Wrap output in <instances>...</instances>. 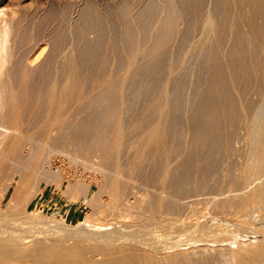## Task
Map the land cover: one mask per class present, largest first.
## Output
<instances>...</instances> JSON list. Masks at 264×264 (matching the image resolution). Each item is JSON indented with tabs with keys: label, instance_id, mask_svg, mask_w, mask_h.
I'll use <instances>...</instances> for the list:
<instances>
[{
	"label": "bare ground",
	"instance_id": "6f19581e",
	"mask_svg": "<svg viewBox=\"0 0 264 264\" xmlns=\"http://www.w3.org/2000/svg\"><path fill=\"white\" fill-rule=\"evenodd\" d=\"M153 1L155 4L159 0H157V1L153 0ZM153 1L152 2L150 0L147 1V4H146V6L144 5V8L147 7L149 9H153V7L156 6V5H153ZM165 1H166V3H164V4H166V6H167V7L165 5L163 6V9L166 7V9H164V11H165L164 15L165 16H163V20L161 19L162 18L161 16H160L161 18L159 17V19H161L160 22L162 21V23H160L158 20V22L161 25L156 20V18H157L156 16L160 15L158 8L161 5L158 3H160L161 0H160V2L157 3L160 6H156L157 7L156 10L159 12V14L157 13L158 15L154 16L155 17L154 19L159 24L158 25L159 28L157 27L156 29L151 30L152 27L150 28V25H148V23L151 24L150 23L151 21L148 23L145 22V24H147L149 26V30L146 27L147 25L144 24V22H143V25H145V27L142 24H140V26L141 25L143 26V27L141 26L142 29L139 27L140 33H141L140 35H142L141 38L143 37L142 38L143 40L142 39L141 40L143 42L140 40V43H139V41L136 40L137 37L139 36V34L137 35V37L135 39L134 35L136 34L138 29L134 30L133 27H135V26H133L132 24H131L132 27L128 26L129 25L128 22L132 21L133 19L129 20V21L124 20L125 23L127 22L126 25L128 26L127 27L128 31L127 30L125 31V32H127L125 34V37L129 35L128 38H134L139 43V44H137L136 41H135V43H133L132 42L133 39H128L126 37L128 39V40L126 39L128 42L131 41L133 43V44L131 43L130 46L128 47V49L125 50V48L128 46V44H127L128 42H127V43H125L127 46L126 47L124 46L125 48H123L125 51H127V50L129 51V49H131L130 51H132V52L127 51L128 55H130V53H131V55L128 57V59H126V57L123 56V58L126 59V60L123 59L124 61L128 60L127 63L125 62L126 65L124 64L125 68L127 66V71L125 72L123 69L124 73L123 72L122 73L124 75L119 76L117 74L118 77L115 78L116 76H114V72L117 71V69L114 72L112 71L113 74H111L110 70H113V69H112V67H110V65L112 64V62L109 60L111 62V64L106 66L104 64L106 61L102 62V58H101V60H100V58H98L100 60V62H102V64L100 62H98V59H97V63L95 61L96 64L99 63L102 65V66H100V68H99V65H97L99 68L98 72L95 73V72H93L94 71L93 70L90 73V74L93 73L92 75H90L89 72H87V74L90 75V76H88V78L91 79L90 81L92 82L93 86L89 85L90 81L89 82L87 81L88 83L87 82H85V83H87L90 87L92 86V90L89 89L91 91H89V90L83 91V89H82L83 86L86 89L87 84L85 86V84L82 85L80 83V82H82L81 81L82 79L81 78L79 79V71H80V68H83V67H80V66H82V65H80L81 60H78V58L81 57L82 54H83V56H85V54L88 55V53L90 51V53H91L90 57L93 58L92 60H94V59L96 60V58L99 57V55L103 54L104 50H103L102 44L104 43V41H103V43H101L100 40H104L105 38L99 39V35H98V38L96 40H98L100 43L96 42L97 45H94L95 43H93L92 41H89L88 44H87V42H86V44L84 42L83 45L85 44V47L89 46V48H90V42L93 43V44L91 43L92 44L91 47L92 46H95V47L92 50H91V48H90V50L88 49L89 50L88 53H87V50H83L78 55L74 54L72 52V50L74 49L73 51L78 53L79 50L77 49L78 48L77 45H76L77 48H75L74 47L75 44H73L72 47H74V48L69 50V48L72 45L71 44L70 47H68V51H64V53L60 52L62 54L60 55L61 57H60V59L58 58V60L61 62L60 63L58 62V65H55V66L51 65L52 67L50 68L49 66L44 67L45 63L43 65L42 64L40 65V62L37 63L36 59L38 58V56L35 57L34 54L36 53L35 51L38 48H40L41 44H40V46L37 45V48L34 49L35 51H33V52H32L33 48H31L32 50L29 49L30 44L32 45V43H28V41H30L33 38V36L32 37L27 36V35H29V33H26V32H28L29 30H26L25 28H23V25L21 23H18L19 20H17L18 24L15 23L17 25L14 24L15 26L13 25V27L10 25L12 28V32L10 30H9V32L6 31V33H5L6 35L1 33L4 31H1V30H3L2 29L3 25H2V23H0L2 25V27L0 26L1 27L0 28V177L3 175V172H4V179H5V181L2 184L0 183V264H264V243L256 245L254 247H251L248 245H245V246L242 245L240 250L229 247V248H226V249L220 250L219 252H214V253L207 252L205 250H201V251H199V253L196 252V253H198L199 257H196L192 253H186L184 251H179V250H181L180 245H189L191 242H193L189 237L190 234H195V233L198 234L199 232H201V233L205 232L206 235L211 234V232H213V234H214V232H215L214 229H212V228L209 229L214 224H212V225L207 224L209 221H212V220L207 219L208 221L205 222L203 220L206 217L205 218L203 217L204 218L203 219V218H201L202 215L200 217L197 216V218H195L193 222L192 221L190 222L189 220L181 221L185 226L180 227L178 229V231H172V232L169 231L168 232L166 229H158L161 226L160 224L163 221H167L168 224L171 226H174V224H176L177 222H180V218H175V217H170V216L172 214H174L175 212L178 214L177 211H179V208H184L186 205L189 204V203L187 204V203L183 202L184 201L183 198L189 197L190 194H192L191 193L192 191H194L196 193L198 191L200 192V189L202 190V188H204V190L207 189L208 177H211L209 175L211 173H213L212 172L213 170H215V172L219 173L218 169H215V168L216 167L218 168V163L222 161L221 158L223 156L222 155L223 150L228 152V155L226 153L225 154L229 157H230L229 153L230 154L234 153L233 155L236 156L235 154L239 152V149L236 148L237 146L234 147L233 142L236 141V138L234 141L232 139L234 138L235 132L239 129V128H237V130L235 131L236 126H237V122L240 121L239 122L240 126L243 123V122H241V120L244 121V126L243 127L241 126V127H242V129L244 128V130H246V134H244L245 135V139H244L245 151L243 154V158H241L239 156V158H241L240 164L238 163L239 169L236 167L237 170L236 169L234 170V165L232 166V164H234V161H233V163L230 161L232 164H230L229 160H227V163H225V158H227V157L223 156V158H224L223 161L225 164V165L223 164V166H225V167H222L223 168L222 169L223 170V176L221 179L217 178V179H219L220 184L217 183L218 186L216 185V187H215V183H216L215 181L217 179L214 181L215 182L214 184L212 182L213 187H215L217 189V191H219V193H217V191H216L217 195L213 196L211 198L209 197V199L208 198L206 199V197L202 198L201 203H204V201H207L208 203H210L209 201H211L213 203L214 207L216 208L215 212H217L219 210L218 208H220V207H224V208L225 207L226 208L232 207L233 208V213H232L233 215H234V213H237L239 211L245 212V215H252L254 211H257V210H260L261 208H264V0H230L231 2H229L228 0H217V4H216V1L214 0V2H215L214 4H216V6L214 5L215 6L214 10H212V8H211L207 14L205 12L206 16H204L205 18L201 17V18H203V20H202L200 26L197 24L200 27L199 28L197 26L199 29V30L197 29V31H200V32H199V35L197 34L198 35V38L196 37L197 40L194 41L193 44H191L193 46L190 48H192V50L193 49L197 50L199 52V55H202L201 57H203L204 51H206V52L209 51L207 59H209V56H210L214 60L210 64H207V63L211 58L208 61H205L206 59L203 60V61H205V63L207 62L206 63L207 65H209V66H207V68L209 67V70H203V71H206V72L210 71L211 72V74L208 73L209 76H208V80L206 81L207 82V89L206 90L203 89L201 91L202 93H200V95L201 94L202 95H201L200 100L198 99L199 101L198 102L196 101L197 104H195V102H193V103L190 102V103H192V105L195 104L197 106V107L195 106L197 108L196 112L195 113L193 112L195 115L192 114V117L193 116L195 117L194 119H192L193 122H195L197 119H199V120H197L198 124H196V125L194 124L195 130H193L192 133H190V132L193 128L192 127L193 123L192 124L189 123V126L192 127V128H190L189 135H191V139L193 140V141L191 140L192 143L195 144L194 148L191 146L192 144L190 145V147H192V148H190V147L189 148L191 149V152H192L191 155L193 153H195V156L194 155L189 156L190 155V149H188L189 150V152H188L189 154H187L188 157H187V155L183 154L181 160L178 159L179 161H176L177 156H179V154L177 156L175 155L176 156L175 161L178 162L175 165L173 164V163H175V161L172 163V161H173L172 159L175 157H173V155H174L173 154L172 158H171L172 148H171V141L170 140H174L172 147L175 148V146H174V145H176V144H174V143H176L175 141H177V140L179 141V138H178L179 136H177L178 135L177 133L180 132L178 129L175 130V128L180 123H182L181 122L182 120H184V118L182 119L181 117L184 116L185 112H183V115H181V116L177 112V114L180 116L181 121H179L180 123L176 125V123L178 122V120L175 121L176 119H178L177 116L175 114L174 115L176 118L175 117L171 118L170 116H171V113L173 116V109L176 111L175 108L177 106L181 105V103H183L181 101H183L184 99L183 100L181 99V101H178L180 98L177 100L178 97L176 94V96H174L175 97L174 100H177L179 102V105H178V102L175 103V105H177V106H175L173 104L174 106H172V112L170 111L171 110L170 107H171L172 103L169 102V100H170L169 98H170V96L173 97L172 95H174L176 93V89H177V88L176 89L173 88L174 87L173 85H175V83L173 82L174 79H173V81H172V79L170 80L171 82L174 83V84L172 83L173 87L171 86L174 89L173 90L171 88L173 90V91L172 90L171 91L173 93L175 91V93L173 94L172 92L171 93L169 92V89H170L169 86L171 84L169 83L170 84L169 85L167 83L168 78L166 80V83L163 80L165 84L163 83L164 86H162L163 81L160 82L159 80H162V79L158 76H157L158 78L156 77V75H155L156 70L154 73H151L152 75L154 74L155 77H152V75H150V73H149V75L151 76L150 78H152V80H153V78L159 79L158 81L162 84L161 85L162 88L160 90L159 87H156V90L158 92L157 95L154 96L155 90L154 91L152 90L151 92H154V93H152L151 96H148V97L150 98V97L154 96L153 101L156 100L155 97L156 98L159 97V99H157V100H160V97L161 96L162 97H161V101H159V103L157 101V104L154 107L148 106V108L153 107L152 109L145 108V109H148V110H145L148 112H146V113L142 112L144 115L148 113L147 116L149 115L150 112L152 114L151 119L148 118V120L150 122H147L148 121L147 118L145 120V118L142 117L144 119L143 121H146L148 123V126L146 129L141 130V128H142L141 126L143 123L142 124L138 123L139 119H138V121L134 120L135 117L133 118V116L136 114H134V115L132 114L133 116L130 115L134 120L133 123H132V118L130 120L131 121L130 124L132 126H130L128 121H127L128 122V125H127V123L125 122V120L123 118V115L126 114L127 110H129V109H127L128 106H126L123 103V99H125V97L128 96V95H126V93L129 94L130 92L134 91L133 93L129 94V95H131V97L132 96H135V97L138 96V98L140 97V99H141L145 96L144 99H146L147 95L141 94L143 89L145 87H147V88L149 87V89L151 90L150 87L152 85L159 86V83L157 84L156 83L157 81L155 82V79H154V84H153V82L147 83L146 81L147 80L149 81V79H147L148 73H147V75H145V73H146V71L147 72L152 71L151 69L154 68L153 67L154 65H155V68L156 69L158 68L159 70H160V68L164 67L163 62H165L166 59L171 58L172 52H170L171 54L168 53L169 54L168 57L170 56L169 58L166 57V55H164L165 57H162L161 52L165 50L164 52L167 53V50L170 51L172 49L171 44H170V46H168V47H171L170 50L168 49V47L166 45H169L168 44L169 41L172 40L173 37L175 39L176 34L181 31V30L178 31L180 29V26H181L180 24L182 23V21H180L181 23L178 24V21H179L178 16L182 17L181 16L182 14L180 15L181 11L179 12L180 9L178 10V7H177V6H179V4H177V6H176L177 11L179 12V15H178L177 11L175 9L176 4L173 6L174 1L173 0H172L173 2L171 0H165ZM185 1H186V3L188 2L187 0H183L182 2L180 0L181 3H183V2L185 3ZM87 2H89V1H86L85 4ZM178 2H179V0H178ZM204 2H206V1H204ZM207 2H208V0H207ZM78 3H79V1H78ZM129 3H130V1H129ZM167 3H168V5H167ZM175 3H177V2L175 1ZM193 3H194V0H193ZM220 3L223 4V7H221L222 5H220ZM229 3L234 4L235 9H236V14L238 11H241L242 7L246 6L248 8L243 9L242 13H238V15H234V17H231V12L233 10L230 9L231 5H229ZM162 4H163V2H162ZM127 5H128V3H127ZM127 5H126V7H123V4H122L121 7L126 8V11H127V8H128ZM119 6L120 5H118L117 7H119ZM124 6H125V4H124ZM51 7L53 8V6H51ZM96 7H90L89 6V8H87V9L95 10ZM104 7H105V5H104ZM113 7H115V6H113ZM161 7L159 9H162ZM190 7H191V4H190ZM220 7L223 9H220ZM239 7H240V10H239ZM50 8H49V10H50ZM144 8H143V10H144ZM231 8H233V7H231ZM133 9H135V8H133ZM185 9H187V8L185 7ZM26 10H25V13L27 12ZM28 10H30V8ZM39 10H37V11H39ZM97 10H98V8H97ZM118 10H120V9L117 8V10H116L117 14H120L118 16L122 17L123 13L121 15V13H120L121 10H120V12ZM140 11H142V10H140ZM149 11L150 10H148V12H146V10H145L144 12L149 14L152 10L150 12ZM70 12H71V10H70ZM74 12H75V10H74ZM80 12L82 14L84 13V11L83 12L80 11ZM99 12H101V10ZM196 12H199V11H196ZM216 12L220 13V15L218 16L217 14H215ZM29 13H30V11H29ZM129 13H130V10H129V12H125L124 15H128ZM151 13H154V10ZM187 13H189V12H187ZM93 14H90V15L92 16ZM24 15H26V14H23V16ZM32 15L33 14H31V16ZM34 15H35V13H34ZM44 15H46V14H44ZM87 15H89V12L85 13V18L87 17ZM98 15H100V13ZM23 16L21 18L22 20H23ZM91 16H89V17H91ZM148 16H150V15H148ZM232 16H233V13H232ZM46 17L47 16H45V18ZM93 17H94V15H93ZM107 17H105V18H107ZM119 17H117V18H119ZM121 17H120V19H121ZM124 17H123V19H125ZM128 17L126 19H131L130 17L129 18ZM131 17H133V16H131ZM45 18H43V19H45ZM48 18H49V15H48L47 19ZM83 18L84 17H82V19ZM94 18H96V17H94ZM137 18H139V17H137ZM148 18L149 17H147L146 19L148 20ZM187 18H188V16H187ZM21 19H20V21H21ZM72 19H73V17H72ZM108 19H110V18H108ZM142 19H144V18H142ZM154 19H152V20H154ZM179 19H184V18H179ZM147 20H145V21H147ZM51 21H53V20H51ZM78 21H77V23H78ZM83 21H86V19ZM87 21H88V19H87ZM94 21H96V20L94 19ZM155 21L154 22L152 21L154 23V26L156 23ZM7 22H9V21H7ZM7 22L5 21L3 24L6 25ZM14 22H16V21H14ZM118 22H119V20H118ZM240 23L242 24V27H246V28L242 29L241 26L239 28L238 25H240ZM152 25L153 24H151V26ZM177 25L178 26L180 25L179 28ZM7 26L9 28V25H7ZM76 26H78V25L76 24ZM129 27H130V29H128ZM176 27H177L178 32L176 31ZM5 28L6 27H4V30H5ZM11 28H9V29H11ZM193 28H191V30ZM95 30L96 29H94V31ZM188 31L190 32V30H188ZM10 32L13 34V35L11 34L13 36V38L10 35V38L12 39V41L8 37L9 34H7ZM182 32H180V33L182 34ZM51 33H53V32H51ZM102 33L104 34V32H102ZM184 33L187 34V30ZM37 34H36L37 39H36V37H34V38L36 40H38V38L41 36L40 39L42 41V36L45 33L43 32V34L39 35V37ZM55 34H57V32ZM190 34H192V33L190 32ZM193 34H195V33H193ZM49 35H50V33H49ZM59 35L64 36L65 34L59 33ZM76 35H74V36H76ZM78 35H79V33H78ZM34 36H35V34H34ZM56 36L58 37V35H56ZM56 36H55V39L57 38ZM105 36H106V34H105ZM183 36L184 35H181V37H183ZM30 37H31V39H30ZM190 37H191V35L189 36V38ZM44 38H45V36H44ZM61 38H62V36H61ZM61 38H59V39H61ZM66 38L64 37V39H66ZM179 38L180 37H178V39ZM191 38H193V36ZM35 39H34V41H35ZM147 39H148V41H147ZM7 40L9 42L11 41L10 42L11 44H9L7 42ZM43 40H46V39H43ZM62 40H63V38H62ZM187 40H188V37H187V39L184 40V43ZM65 41L63 40L62 44L64 42L65 47H67L66 45L70 44V43H67ZM68 41H70V40H68ZM214 41H215L216 47L212 48V49H207V45L209 44V46L211 47L210 43H212ZM46 42H48V41H46ZM79 42H80V40H79ZM106 42H105V44H106ZM171 42H173V40ZM187 42L189 43L190 41L188 40ZM191 42H192V40H191ZM225 42L232 43V47L229 50H226L224 48L222 49V46L223 47L226 46L225 44L223 45V43H225ZM34 43H36V42H34ZM56 43H57V41H55V44ZM58 43H61V42H59V40H58ZM58 43H57V45H61V46H59L60 48H58V47L57 48L60 49V51H61V47H62V51H63L64 46H62V44H58ZM72 43L78 44L75 41ZM117 43L115 45H113V43L111 44L112 46H114V50L112 48V51H114V52L116 51L115 50L116 48L118 49ZM26 44H29V48L27 47L28 46L27 45V46H25V49L28 48L27 50L28 51L30 50L29 52L30 53L32 52V54H29L28 51L25 50V51H27L26 53H28L29 55H26L25 51H23V53L22 52L21 53L26 55V56L22 57V58H20V57L18 58V56H17V58L19 60L16 59V61H14L17 52L19 50L21 51V49H23L22 46L26 45ZM37 44H38V42H37ZM79 44L81 45V43H79ZM186 44L187 43H185V45ZM189 45H190V43H189ZM230 45L231 44H229V46ZM34 46H36V44ZM52 46L54 47V45H52ZM164 46H166L167 49L163 50ZM20 47H21V49H20ZM85 47L82 46V48H80V46H79L80 50L85 48ZM181 47L183 48V44ZM45 48H47V47H45ZM45 48H44V52L47 50ZM120 48L121 47L119 46V49ZM53 49H54L53 50L54 53L51 52V54H50V50H49L50 55H53V54L55 55L57 53L56 50H58V49H56V50H55V48H53ZM109 49L111 50V47ZM101 50H103V51L101 52ZM160 50H161V52H160L161 54H159V52H158ZM185 50H186V48H185ZM188 50H187V52H190L191 49L189 51ZM107 51H106V53H107ZM112 51H110V53L107 54L108 57L111 55ZM118 52L120 54L121 50ZM141 52L144 56L146 53H149L148 57L153 54L152 56H155V57H152L153 59L151 58L153 61H154V58H156L157 52H158L157 57L159 56L161 58H159V57H158V59L156 58L157 60L155 61L154 64L151 63L152 60L144 61V65H145V62H147L146 64L147 65L149 64L148 66H150V67L146 66L145 68L143 67V62L140 60L142 63L140 62V67H139V64L137 63L138 64L137 68L138 67L144 68V69L140 70L139 68L138 69L136 68V65H137L136 62L139 61L138 59L142 58V56H143L142 54H141V58H139L140 57L139 54ZM42 53L43 52L40 53L42 55L41 58L44 57L43 56L44 53L43 54ZM104 53H105V51H104ZM117 53L116 54L112 53L113 55H111V57L114 55L118 56ZM166 53H164V54H166ZM200 53H202V54H200ZM49 54L47 53L46 56L47 57L50 56ZM195 54H197V53H195ZM18 55H20V54H18ZM54 55H53V57H54ZM57 55H55V57H54L55 60L57 59V57H59V54H57ZM175 55H176V53H175ZM206 56H207V54H206ZM88 57H89V55H88ZM108 57L107 58L105 57V59H111L110 57L109 58ZM118 57H120V56H118ZM118 57H116L115 60ZM148 57L145 56V60ZM45 58L46 57H44L43 60ZM52 58L50 56L49 59L51 60ZM164 58H166L165 61H164ZM86 59H85V61H86ZM174 59H176V57H174ZM47 60H46V62L48 63L50 60H48V61ZM88 60H90V62H91L90 58H88ZM120 60H118V63ZM177 60H178V58H177ZM179 60H181V59L179 58ZM41 61H42V59H41ZM196 61H197V59H196ZM53 62H54V60H53ZM53 62H50V63H53ZM121 62H122L121 64L123 65V61H121ZM168 62H170V61L168 60ZM180 62L181 61H179V64H180ZM47 63H46V65H47ZM55 63H56V61H55ZM84 63H83V66L86 67L87 64L84 65ZM92 63L94 64L93 61H92ZM107 63L109 64L108 61H107ZM173 63H175V61ZM81 64H82V62H81ZM88 64H90V63H88ZM141 64H142V66H141ZM165 64H167V63L165 62ZM168 64H171V63H168ZM95 65L92 66V69L97 68V66H95ZM114 65H116V64H114ZM114 65H113V68H114ZM117 65H119V67L122 68V65H120V63ZM117 65H116V67H117ZM172 65H174V64H172ZM176 65H174V66L177 67ZM165 66H167V65H165ZM41 67L42 68L44 67L45 69L48 67L49 68L46 70L43 68L44 70L42 71V70H40ZM88 67H89V65L87 66V68ZM93 67H96V68H93ZM183 67H181V68H183ZM202 67L203 66H201L200 68H202ZM123 68H124V66H123ZM205 68H206V65H205ZM92 69L90 67V70H92ZM108 69H110V70L108 71ZM118 69H120V68H118ZM158 69H157V71H159ZM202 69H204V67ZM85 70L80 71V72H84ZM134 70L135 71L138 70L137 73L139 72V75L136 73V75H138V76H141L140 74H144L145 76H147V77H144V75H142L143 79L144 78H145V80L147 79L145 81L147 86L144 87V83H143V88L141 90H139V89L141 88L140 85L142 83H140L139 85H136L133 83L134 84L133 85L132 82H129V80L127 81V78L129 79L130 76L133 77L132 79H136V77L134 78L135 75L133 74ZM169 70H171V68ZM96 71H97V69H96ZM160 71H162V70H160ZM160 71L158 74H160ZM172 71H171V73H172ZM203 71L200 70L199 73H201ZM128 72H131V74H133V75L129 74V77H127ZM166 73L167 72H165V74ZM169 73H170V71L168 72V74ZM173 73H174V71H173ZM162 74H163V79H166L164 72ZM115 75H116V73H115ZM85 76H86V74H85ZM160 76L162 77V75H160ZM171 76H173V74ZM173 77H175V76H173ZM196 77H198V76H195L194 78H196ZM201 77L202 76H200V78ZM16 78H18V79H16ZM142 78L140 77L139 80L140 79L142 80ZM203 78L204 77L201 78L202 81L200 80L201 83L198 80L196 84H198V82L200 83V86H201V84L202 85L205 84V83H202ZM14 79H16V81H14ZM197 79H199V77ZM180 80H181V78H180ZM84 81H86V80H84ZM84 81H83V83H84ZM140 82H143V80ZM180 82H179V84H177V81H176V85L179 86ZM126 83H130V86H128V85L126 86ZM137 83H139V82L137 81ZM149 84H150V86H149ZM182 84H183V82H182ZM196 84H194L195 86L194 85L193 86L196 87ZM183 85H185V84H183ZM89 86L87 88H89ZM139 86H140V88H139ZM97 87H98V89L100 87H103V88L99 89L100 91H101V89H104V90L101 91L102 93L99 92L100 94L96 95V90L99 91L98 89H96ZM115 87H117V88L115 89ZM129 87H130V90H129ZM179 87H181V86H179ZM203 87H205V86L203 85ZM93 88H95L96 90ZM112 88L114 90H112ZM152 88H153V86H152ZM126 89H128V91H130V92L128 93V91ZM132 89H134V90L132 91ZM149 89H148V91H149ZM158 89L161 91L160 93H159ZM179 89H181V88H179ZM179 89H178V91H179ZM184 89L186 91H188L186 88H184ZM196 89H194V90H196ZM94 90H95V92H94ZM124 90H126L125 94L123 92ZM138 90L141 91V93L139 92V94H138V92H137ZM145 90L147 91V89H145ZM145 90L143 91L144 93L146 92ZM200 90H198V91H200ZM198 91H197V93H198ZM149 92H147L146 94H148ZM179 93H178V96H181L182 92L180 93V95H179ZM253 94L257 95V97L255 96L257 99L253 98V96H254ZM184 95H185V91H184ZM200 95H199V97H200ZM141 96H143V97H141ZM87 97L89 99L91 98L90 100H92L91 101L92 104L95 102V104H93V105H95V108L93 105H91L92 111L89 113H86V115L88 114L87 116H85L83 113H82L84 115L83 117H82V115H79V118L81 117L82 119L78 120L79 119L78 118L76 120L78 122V124L73 126V123L75 124V122H76V121L74 122L73 119H71L72 117H75L73 113L76 112V113L80 114L81 112H79V111L83 110L82 112H84V110L87 109L88 103L86 104V102H85L86 101L85 99ZM129 97L127 99H130ZM105 98H108V99L112 98L111 99L112 102H113V99L115 100L117 98V100H116L117 102L115 101L116 103L114 102L112 104V102L110 101L111 103L109 102L110 103V106H109L108 105L109 103H107L106 101L103 100L102 104L104 105L103 102H106L107 108L105 107V105H106L105 104L104 107H102V109H100V107H97V106L98 105L101 106V103H99V102H101V100L105 99ZM149 98H147V99H149ZM89 99H87V102L89 101ZM108 99H107V101H108ZM144 99H143L144 102L148 101V100H144ZM193 99H196V95H195V98L194 97L192 98V100ZM171 100H173V99H171ZM131 101H133L132 104L135 102V100H133V99ZM97 102H98V105H97ZM89 103H90V101H89ZM122 104H123V107H124V105L126 107L125 112H124V110L121 111L123 108V107L121 108ZM126 104H129V103H126ZM142 104L143 103H141V105ZM143 105L146 106V105H151V104L148 103V104H143ZM143 105H142V107H143ZM137 106H136V108H137ZM182 107H183V105H182ZM131 108H134V107H131ZM178 108L179 107H177V110H180L179 111V113H180L182 108H179V109ZM89 109H90V107H89ZM89 109H88V111H89ZM140 109H143V108H140ZM131 111L133 113L134 109H132ZM141 111L139 110L138 112L141 113ZM169 111L171 112L170 115H169ZM182 111H183V109H182ZM122 112H124L123 115H122ZM127 112H129V111H127ZM138 112H135V113H138ZM140 113H138L137 115H141ZM180 114H182V113H180ZM127 116L128 115H126V117ZM137 118H138V116H137ZM139 118H141V116H139ZM152 118H154V120H152ZM188 118H190V117H188ZM111 120H112V122H111ZM126 120H127V118H126ZM188 120H190V119H188ZM184 122H186V121H183V124H185ZM125 123L127 126L130 127V130L132 129L131 127H133L132 131L134 130L135 133H138V131L140 133H141V131L142 132L144 131L143 134L142 133H141V135L139 133H138L139 135L135 134L136 138H134L135 136H133V135L129 136L128 133L126 134V132H129V129H127L128 131L125 129ZM187 123L185 124L186 126H187ZM173 125H176V127L174 126L175 127L174 130L175 131L178 130L177 133L172 129ZM185 125H181V126L184 127ZM129 127H127V128H129ZM183 127H182V129H184ZM179 129H181V128L179 127ZM183 131H182V134L184 133ZM170 132L175 133L176 135L174 134L173 137L176 136L178 139L176 137H175L176 140L174 138L170 139V138H172L171 135L173 134V133L170 134ZM239 132H238L237 138H239ZM182 134H180V135H182ZM236 134H237V132H236ZM126 135H127V137L129 136V137L134 138V140L129 142ZM68 136L73 137L74 139L85 140L86 141L84 143L85 145L83 144V142H81L83 145L81 143H77V144H81L83 146L81 149H83V148H84V150L87 149V152L90 150H93V149L94 150L101 149L103 151V154L100 155L101 157H99V155H98V157L99 158L103 157L102 158L103 160L101 159V163H103V161H104V163L102 165H105L106 162L108 163V161H109V163H108L109 165L108 164H106L107 166L105 165V167L109 166V168H110L109 170L106 169L108 171V173L105 171V169H104V171H101L102 166H101V164L99 166V164L97 162L99 168L101 167L100 168L101 170L98 168L99 169L98 172H100V171L104 172V175H105V173L108 174V175H105L104 177L106 178V180L109 181V182L106 181V182H108L107 186H110V187H107V186L105 187V188L110 190V191L107 190V194H109V196L107 195V197H110V201L108 202L109 203L108 205L110 206V208L106 204V207L109 208V210H108L109 212L107 214L103 210V209L106 210L107 208H105V205H103L104 204V203H102L103 201L100 202L101 198L98 197L99 193L96 195L97 197L96 196L94 197V199H95L94 202L96 203L95 205H96V208H98V209H95V206L92 203H91V206L93 205L92 207H94L95 210H99V207L97 204H99V206H100V204L102 203L101 207L103 205L104 208L102 207L103 209L101 208V210H103L102 212H105L103 217L105 218V215H109V216L111 215L112 218L110 219V221H112V219L115 220V217H120V219L118 220V223L116 224L115 227L107 226L106 228H99V227L91 226V225H71V224L67 225V223L64 224V222L61 219H58V218L53 219V218H51L52 216L47 215L46 213H43L42 211H37L36 208H35V210L25 209V210L21 211L18 209L19 206L15 207V205H14L16 210H19V211H14L15 210L14 208H13L14 210H11V209L9 210V208H10L9 206L11 203L10 200H13L14 197H11L10 199H8L7 195H8L9 189L14 185V183H16L15 181L17 180V178L19 179V184L20 183L22 184L26 175H28L30 177L31 174L38 175L39 172L42 173L43 170H41V169L46 167L44 165L45 164L44 162L49 163V161H47L48 160L47 157L50 156L51 153H53V151L51 153L49 152V155H48V153H47L48 150H46V148L49 149L52 147L50 141L54 143V142H56V140H59V142H57V143H59L58 145L61 146L63 144H66V141L69 140ZM65 139H68V140L65 141ZM189 140H188V145L190 144ZM181 141H182V139H181ZM181 141H179V142H181ZM48 142L50 143V145L47 144ZM60 142H61V144H60ZM74 142H76V141L74 140ZM57 143H55V144H57ZM238 143H239V141H238ZM55 144H53V145H55ZM241 144H243V143H241ZM58 145H55L54 146L55 148L53 147L52 149L55 150L56 147H58ZM183 145H186V144L184 143ZM183 147L185 148V146H183ZM60 148H62V146ZM60 148H57V149H60ZM63 148H64V146H63ZM63 148H62V154H63V151L65 154V150H63ZM68 148H69V145H68ZM71 148H73V147H71ZM150 148L152 149L153 152L155 150V152H156L155 155L157 156V158L159 157L158 160L162 161V163L160 162L162 165L160 167L159 166L160 164H158L159 161L156 160L157 161L156 164H158V167L160 169H159V171H158V169H156L158 174L156 173V171H154L157 175L155 174V176H153L154 172H152V174H151L155 179H153L154 181H152L153 183L151 182L150 185H151V187H152V185L154 187H152L153 189L150 187V189H148L147 193H145V196H143V195L140 196V195H138V192H139L138 189H141L140 186L145 184V182L147 180H149L148 177L151 178L152 176L150 174H149L150 176L146 175L145 177H147V178H145L144 180H146V179L147 180L145 182L142 181L140 178H138L142 181L143 184L140 185V182L136 181L138 183V186H139L137 188L136 186L133 185L136 182H132L133 181V175H135L137 177V174H135V173H138L137 171H139L140 169L143 172L144 168L143 169L140 168V164H141L140 160H141V157H143L142 155H143L144 150H146V153H147V149L151 150ZM174 148H173V151L175 150ZM24 149H28V151H29L28 157H27V155L25 156ZM52 149H50V151ZM75 149H77V148H75ZM242 149H244V148H242ZM84 150H83V152H84ZM45 151H46V154L48 155V156L46 155V160L43 157V156H45ZM75 151H77V150H75ZM175 151H177V150H175ZM77 152H79V151H77ZM129 153H130V155H129ZM131 153L134 154L133 157L131 156ZM242 153H240L241 156H242ZM54 154L56 155V152H54ZM91 154H93L92 151H91ZM124 154H128L130 157L133 158L129 165L127 163H126L127 165L123 164L124 162L122 159L124 158L123 157ZM66 155H67V153H66ZM68 155H70V154H68ZM83 155H85V154H83ZM51 156H50V158H51ZM180 156H181V154H180ZM13 157H14V159L16 157L18 158V159L14 160V161L18 160V164H16L17 162L15 163L14 161H12ZM25 157H27V159L29 158L28 162H26L27 163L26 166L24 164L25 161L27 160ZM84 157H86V155ZM91 157H93V156H91ZM183 157L184 158L186 157V158L183 159ZM76 158H77V156H76ZM78 158H79V156H78ZM234 158L236 159V157H234ZM10 159L12 162L9 161ZM89 160L86 161V159H85L86 162H89ZM92 160H94V158H92ZM195 160L198 161L199 163L200 162L201 163L200 164L197 163V165L193 166L194 165L193 162ZM85 161H84V163H85ZM196 161H195V163H196ZM9 162L11 164H13V162H14L16 165L14 164L15 166L13 165L12 167L11 166L9 167V165H10ZM99 163H100V161H99ZM89 164H91V163H88V165ZM43 165H44V167H43ZM88 165H86V166H88ZM6 166H8L9 169ZM151 166H150V169H151ZM24 167H25L24 170H26V172H29L30 174H27L26 172L23 171ZM96 167H97V165H96ZM147 167H149V166H147ZM195 168H197V170L199 171L198 172L197 170H195L198 172V174H197V172L196 173L194 172V174H197L196 177H194L192 175ZM154 169H155V167H154ZM48 170H49V172L51 171L50 169H48ZM93 170H97V168H94ZM49 172H47V170H46V173L43 171V174L44 173L47 174ZM144 172H145V169H144ZM149 173H151V172H149ZM218 173L216 175H218ZM43 174H39V175H43ZM99 174H101V173H99ZM220 175H222V174H220ZM29 177H27V178H29ZM47 177H48V175H47ZM212 179L214 180L215 178H212ZM140 180H138V181H140ZM104 181H105V179H104ZM134 181H135V179H134ZM149 181H151V180H149ZM149 181H147L146 184ZM109 183H110V185H109ZM19 184H17V185L19 186ZM77 184H75V185H77ZM210 184H208V185H210ZM97 185H99V184H97ZM71 186L73 187L74 184ZM84 186L86 187L87 185H84ZM89 186H90V184L88 185V187ZM85 187L83 189L84 192L87 188V187L86 188ZM134 187L137 188V190H136V191H138L137 193H135V191H133ZM144 187H145V185H144ZM208 187H210V186H208ZM77 188H78V186H77ZM81 188L82 187L79 186V189H81ZM17 189H18V187H17ZM145 189L146 188H144V190ZM209 189H212V188L210 187ZM75 190L76 189L73 187L72 191H75ZM103 190H104V188H103ZM209 191H211V190H209ZM15 192H17L16 188H15ZM204 192H206V191H204ZM212 192H214V194H216L215 190L214 191L212 190ZM226 192H227V194L228 193H230V194L229 195L226 194L225 195L226 197L223 199L219 198L221 196V194L226 193ZM87 193H89V192H87ZM143 194H144V192H143ZM188 194H189V196H187ZM202 194H201V196H202ZM211 194L213 195V193H211ZM84 196L86 198L85 201L87 200L86 203L87 202L89 203L92 200L90 198L91 200L89 201V199H87V197H86L87 196L86 194ZM207 196H208V193H207ZM96 198H98V199L96 200ZM181 199L183 201H181ZM187 201H188V199H187ZM91 202H93V201H91ZM196 203H198V202H196ZM198 210L199 209L193 210V211L198 213ZM99 212H101V211H99ZM199 212L201 214H203V213H206V210L203 213L201 211H199ZM209 215H211V214H209ZM164 216H168V217H164ZM252 216L249 219L250 223L248 222L249 220H245L242 222V224H238V225L233 224V225L238 226V230H236L235 228H232V229L230 228L229 231L235 236V238H233L232 240L230 238H227V237L224 238L222 233H221V235L223 237L222 236L220 237L219 233L222 231L221 229H219L221 231L215 229L216 231H219V232L216 233L215 235H207V236L210 239H212V242L216 241V243L220 242L224 239H225V241H222L223 243L226 241H228V243H229L230 240H231L230 243H232L234 240L236 241V239L238 240L240 237L243 238V236L245 237L246 235H247L246 237H250V236H252V234L250 235V234H248L249 232H242V231H240V229L246 228L249 231H253V229H256V226H259L260 223L257 221V219L254 218V216L253 217ZM142 217H149V220L151 222H146V223L144 222V223H141L140 225H138L136 228H132L129 222L124 221V220H127L128 218H131L132 220L138 221L140 218L142 219ZM135 218H137V219H135ZM211 218L214 219V217L210 216V219ZM105 219H109V217L105 218ZM112 222H114V221H112ZM149 224H151V225H149ZM248 224H250V225H248ZM216 226H214V227H216ZM254 232H257V231L254 230ZM205 234H204V236L202 235V237H205ZM199 235L201 236V234H199ZM205 239H206V237H205ZM170 251H177V252L171 253Z\"/></svg>",
	"mask_w": 264,
	"mask_h": 264
},
{
	"label": "rangeland",
	"instance_id": "374dc122",
	"mask_svg": "<svg viewBox=\"0 0 264 264\" xmlns=\"http://www.w3.org/2000/svg\"><path fill=\"white\" fill-rule=\"evenodd\" d=\"M78 1H79V3H78ZM83 0H0V23H2V25H3V27H2V25L0 24V26L2 27V29L3 30H1V31H4V32H1V33H3V34H5L6 33V31L7 32H9V30L12 32V28H11V26L13 27V25L15 24V23H17V20H19L20 21V19L22 18V16H23V14H26V15H24L23 16V20L21 19V21L19 22L18 21V23H21L22 25H23V28H25L26 30H29L28 32H26V33H29V35H27V36H33V38L34 37H36V39H37V36H36V34L38 35V37H39V35H42L43 34V32L45 33V34H43V36H42V41H41V36L38 38V40H36L35 38V41H34V39L32 38L31 39V37H30V39L32 40H30V41H28V43H32V45L30 44V48H29V44H26V45H23L22 46V48L23 49H21V47H20V49H21V51L19 52H17V54H16V56H15V59H14V61H16V59H18L19 57L20 58H22V57H25L26 55H29V54H32V52L33 51H35L34 49H36L37 48V45L38 46H40V44H41V46H40V48H38L35 52V54H34V56L35 57H37L38 56V58L36 59L37 60V63L38 62H40V65L42 64H44V67H46V66H49L50 68L52 67L51 65H58V62L60 63L61 61H59L58 60V58L60 59V55L62 54V53H64V51H68V47H70V45H71V47L69 48V50H71V49H73L74 47L75 48H77L76 50L78 51V53L77 52H74L73 50H72V52L74 53V54H79L81 51H83V50H87V53H88V51L90 50V48H91V50L95 47V46H92L91 47V45L93 44V43H95L94 45H97V43L96 42H98V43H100L98 40H96L97 38H98V35H99V39L101 38V39H104V40H100L101 41V43H103V41H104V43L101 45L102 47H103V50L105 51V53H104V51L103 50H101V52L103 51V54H101V55H99V57H97L96 58V60L94 59V60H92L93 58H91L90 56H91V53H90V51H89V53H88V55H89V57H88V55L87 54H85V56H83V54H82V56L84 57H79L78 58V60H81V62H82V64H81V62H80V65H82V66H80V67H83V68H80V71H83V70H85L84 72H80L79 71V79L81 78L82 80V82H80L82 85H84L85 84V86H86V84L91 80V79H89L88 78V76H90V75H92V74H90L93 70V72H98V70H99V68H100V66H102L101 64H102V62L103 61H106L104 64L107 66V65H110L111 64V62H112V64L110 65V67H112V69L113 70H110V69H108V71L110 70L111 71V74H113V72L117 69V71H115L114 72V76H116L115 78H117L118 77V75L119 76H121V75H124L123 73H124V71L126 72L127 71V66H126V68H125V62L127 63V61H124L123 59H125V58H123V56L124 57H126V59H128V57L131 55V53H130V55H128V52H132V51H130L131 49H129V51L127 52V51H125L126 49H128V47L130 46V44L133 42V43H135V41L137 40V41H139V43H140V40L143 38H141V36L142 35H140L141 33H140V29H139V27L141 28V26L143 25V22H144V24H145V22L146 23H148V22H150L151 24H153L152 26H151V24H149L148 23V25H150V28H151V30L152 29H156L157 27H158V25L160 24V23H162V21L160 22V20L162 19L163 20V16H165L164 14H165V11H164V9H166V4H164V3H166V1L165 0H161V2H160V0L158 1V2H160V3H158V4H160V5H158L157 3H155L154 4V1L153 0H150L151 2L153 1V5H156V6H160L162 9H159L158 8V11L160 12V15L159 16H156V15H158L159 14V12L156 10V6H154L153 7V9H149V8H147V7H145L144 8V5L146 6V4H147V1H149V0H84L83 2H82ZM86 1H89V2H87L86 4H85V2ZM125 1V2H124ZM129 1H130V3H129ZM155 1H157V0H155ZM172 1V0H171ZM174 1V2H173ZM172 2H173V6L175 5V9H176V6H177V4H179V6H177L178 7V10H179V12H180V15L182 16V17H180V16H178L179 18H184V19H179L178 18V24L179 23H181L180 21H182V23L179 25L180 26V29L178 30V31H180V32H182V34L180 33V32H178L177 31V27H176V31L178 32L177 34H176V40L174 39V37L172 38V40H173V42H171L172 40H170L169 41V45H166L167 47L168 46H170V44H171V47H172V49L174 50H178L177 52L174 50H170V48L171 47H168V49L170 50V51H168L167 50V53L166 52H164L165 50L164 49H167L166 48V46H164L163 47V50L164 51H162L161 52V50L160 51H158L159 52V54H161V56L162 57H165L164 55H166V57H168V55L169 54H171L170 52H172V54H171V58H169V59H166V58H164V61H165V59H166V63L167 64H165V62H163L164 63V67L166 68H164V67H162V68H160V70H162L163 72H164V75H165V78L166 79H163V72L162 71H160L158 68V70L160 71V74H158L159 73V71H157V69L155 68V65L153 66L154 68L153 69H151L152 71H146V73H145V75H147V73H148V77L147 76H145L144 74H140L141 76H138L139 75V72L137 73V71L138 70H134L132 73L135 75L134 76V78L136 77V79H132L133 77L132 76H130L129 77V74L130 75H133V74H131V72H128V76L127 77H129V79L127 78V81L129 80V82H132V84L134 83V84H136V85H139L140 83H142L140 86H141V88H140V86H139V90H141L142 88H143V83H144V87L145 86H147L146 85V83H145V81L147 80V79H149V81L147 80L146 82L148 83V82H153V84H154V79H155V82L158 84L159 83V86H155V85H152L153 86V88H152V86L150 87L151 88V90L149 89V87L147 88V87H145L144 89H143V91L145 90V89H147V91L144 93L143 91H142V93H141V91H137L138 92V94H139V92L141 93V94H144V95H147V97H146V99H144L145 98V96L143 97V96H141V97H143V98H141L140 99V97L138 98V96H132L131 97V95H129L130 93H133L134 91V89H132V91L133 92H130V91H128V89H126L127 91H128V93L129 94H127L126 93V90H124L123 92H124V94L126 93V95H128L127 97H125V99H123V103L126 105V106H128L127 107V109H129V110H127V111H129V112H127L125 109H126V107H125V105H124V107H123V104H122V106H121V108H122V110L121 111H123L124 110V112L126 111V114H124V112H122V115H123V118H124V120H125V122L127 123V125H128V122H129V124H130V120H131V116H133L134 114H138V113H140V112H138L139 110L141 111V115H137L138 116V118H137V116L136 115H134L133 116V118L135 117V119L134 120H136V121H138V119H139V121H138V123H143L142 124V128H141V130H143V129H146L147 128V126H148V123L147 122H150L149 120H148V118L149 119H151V117H152V114H151V112L149 113V115L147 116V114H143L142 112H144V113H146V112H148V111H145V110H148V109H152L156 104H157V101H158V103H159V101H161V97H160V100H157V99H159V97H155V101H153V99H154V96L155 95H157V90H156V87H159V89L161 90V88H162V86H164V84L166 83V80H167V78H168V80H167V83L170 85L169 87H170V89H169V92L171 93L174 89L173 88H177L176 89V93H175V91H174V95H172L173 97H171L170 96V100H169V102H171L172 103V105H171V112H172V106H174L175 105V103H177L178 101H181V99L183 100V101H181V102H183V103H181V105H179V102H178V105L179 106H177V105H175V106H177V107H179V108H182L183 109V111H182V109H181V112L180 113H182V114H180L179 113V111L180 110H177V107L175 108L176 109V111L173 109V116H172V113L169 111V115H170V113H171V118H173V117H175V115L177 116V118L178 119H176L175 121H177L178 120V122L176 123V125L177 124H179L180 122L179 121H181V119H180V116L181 115H183V112H185L184 113V116L183 117H181L182 119L184 118V120H182L181 122L182 123H180L181 125H185L187 122V126L185 127H183V126H181L180 124V126L178 125L177 127H176V125H173V127H172V129L174 130V128H175V130L176 129H178L180 132H178V130L177 131H175L178 135L177 136H179L178 138H179V141H181V139H182V141L181 142H179L178 140L177 141H175L176 143H174V144H176V145H174L175 146V148L174 147H172L173 146V142H174V140H170L171 141V148H172V154H171V158H172V155H173V157H175V158H173L172 160V163L175 161V159H176V156L179 154V156H180V154H181V156L179 157V156H177V160L176 161H179V160H181V158H182V156H183V154L184 155H187V154H189L188 152H189V150L188 149H190V148H194L195 147V144L194 143H192V139H191V135H189V132H190V128H194L195 127V125L196 124H198V121L197 120H199V119H197L195 122H193V120L192 119H194L195 117L193 116L192 117V114L193 115H195L194 113L196 112V110H197V106L195 105V104H197L196 103V101L198 102L199 100H200V98H201V95H200V93H202L201 91L203 90V89H207V80H208V76H209V74H211V72L210 71H203V70H209V67L207 68V66H209V65H207V64H210V63H212L213 62V58L212 57H210L209 56V59H207L208 58V52H206V51H204V54H203V57H201L202 55H199V52L197 51V50H192V48H190V47H192L193 45H191V44H193V42L194 41H196L197 39H196V37L198 38V35H199V32L200 31H197V29H198V27L200 26V24H201V22H202V20H203V18H205L204 16H206L205 15V12H206V14L210 11V9L212 8V10H214V8H215V6H216V4H217V0H215L216 1V4H214L215 2H214V0H208V2H207V0H194V3H193V0H187L188 2L186 3V1H185V3L183 2V3H181L183 0H181V2H180V0H179V2H178V0H173ZM175 1L177 2V3H175ZM190 1V2H189ZM196 1V2H195ZM200 1V2H199ZM204 1H206V2H204ZM229 2H231L230 0H228ZM82 2V3H81ZM124 2V3H123ZM162 2H163V4H162ZM211 2V3H210ZM108 3V4H107ZM111 3V4H110ZM127 3H128V5H127ZM132 3V4H131ZM122 4H123V7H126V5H127V11H126V8H123V7H121L122 6ZM124 4H125V6H124ZM181 4V5H180ZM190 4H191V7H190ZM199 4V5H198ZM210 4V5H209ZM104 5H105V7H104ZM118 5H120L119 7H117ZM166 6L164 9H163V6ZM167 5H168V3H167ZM184 5V6H183ZM187 5V6H186ZM196 5V6H195ZM213 5V6H212ZM215 5V6H214ZM220 5H222L221 7H223V4L222 3H220ZM229 5H231V7H233V8H231L230 6V9H232L233 11L231 12V17H234V15H238V13H242V10L243 9H246V8H248V7H242L241 8V11H238L237 12V14H236V9H235V6H234V4L233 3H229ZM233 5V6H232ZM34 6V7H33ZM38 6V7H37ZM51 6H53V8L51 7ZM89 6L90 7H96V9L95 10H93V9H87V8H89ZM113 6H115V7H113ZM148 6V5H147ZM244 6V5H243ZM40 7V8H39ZM52 9H51V8ZM86 7V8H85ZM109 7V8H108ZM185 7L187 8V9H185ZM196 7V8H195ZM220 7V9H223V8H221ZM30 8V10H28ZM35 8V9H34ZM49 8H50V10H49ZM79 8V9H78ZM97 8H98V10H97ZM116 8V9H115ZM117 8L118 9H120L121 10V12H120V10H118L120 13H121V15H122V13H123V16L121 17V19H120V17L118 16V15H120V14H117ZM131 8V9H130ZM133 8H135V9H133ZM143 8H144V10H143ZM152 10L151 12H153V10H154V13H151L150 11V13L148 14V13H145L144 11L146 10V12H148V10ZM155 8V9H154ZM182 8V9H181ZM202 10H201V9ZM27 9V10H26ZM40 9V10H39ZM54 9V10H53ZM78 9V10H77ZM107 9V10H106ZM123 9V10H122ZM133 9V10H132ZM25 10L27 11L26 13H25ZM37 10H39V11H37ZM42 10V11H41ZM70 10H71V12H70ZM74 10H75V12H74ZM101 10V12H99ZM115 10V11H114ZM129 10H130V15L128 14V15H124L125 14V12H129ZM137 10V11H136ZM140 10H142V11H140ZM156 10V11H155ZM162 10V11H161ZM188 10V11H187ZM207 10V11H206ZM239 10H240V7H239ZM29 11H30V13L31 14H33L34 15V13H35V15L33 16H31V14L29 13ZM80 11H84V13L82 14ZM94 11V12H93ZM96 11V12H95ZM109 11V12H108ZM112 11V12H111ZM123 11V12H122ZM176 11H177V9H176ZM196 11H199V12H196ZM235 11V12H234ZM86 12H89V15H87V17L85 18V13ZM100 13V15H98L99 13ZM142 12V13H141ZM163 12V13H162ZM179 12L177 11V14L179 15ZM185 12V13H184ZM187 12H189V13H187ZM192 12V13H191ZM74 13V14H73ZM81 13V14H80ZM94 13V14H93ZM96 13V14H95ZM116 13V14H115ZM156 13V14H155ZM158 13V14H157ZM195 13V14H194ZM197 13V14H196ZM202 13V14H201ZM232 13H233V16H232ZM235 13V14H234ZM22 14V15H21ZM44 14H46V15H44ZM90 14H93L94 15V17H96V18H94L93 17V15L91 16ZM141 14V15H140ZM143 14V15H142ZM147 16V17H149L148 18V20L146 19L147 17L145 16V15ZM187 14V15H186ZM204 14V15H203ZM215 14H217L218 16L220 15V13H218V12H216ZM21 15V16H20ZM37 15V16H36ZM48 15H49V18L47 19V17H48ZM110 15V16H109ZM148 15H150V16H148ZM191 15V16H190ZM203 15V16H202ZM45 16H47L46 18H45ZM69 16V17H68ZM78 16V17H77ZM81 16V17H80ZM89 16H91V17H89ZM108 16V17H107ZM125 16V17H124ZM129 16L131 19H126L127 17ZM131 16H133V17H131ZM143 16V17H142ZM154 16H156L157 18H156V20H157V22H158V20H159V24L155 21V17ZM162 18H161V17ZM187 16H188V18H187ZM35 17V18H34ZM55 17V18H54ZM72 17H73V19L75 20H73L72 19ZM82 17H84L85 19H86V21H83V20H85L84 18L82 19ZM104 17V18H103ZM105 17H107V18H105ZM117 17H119V18H117ZM123 17L125 18V19H123ZM128 17V18H129ZM137 17H139V18H137ZM141 17V18H140ZM159 17L161 18V19H159ZM201 17H203V18H201ZM222 17V16H221ZM13 18V19H12ZM26 20H25V19ZM43 18H45V19H43ZM90 18V19H89ZM108 18H110V19H108ZM136 20H135V19ZM142 18H144V19H142ZM219 18V17H218ZM8 19V20H7ZM35 19V20H34ZM42 19V20H41ZM71 19V20H70ZM87 19H88V21H87ZM94 19L96 20V21H94ZM101 19V20H100ZM133 19V20H132ZM151 19V20H150ZM152 19H154V20H152ZM32 20V21H31ZM44 20V21H43ZM46 20V21H45ZM51 20H53V21H51ZM64 20V21H63ZM80 22H79V21ZM90 20V21H89ZM100 20V21H99ZM103 20V21H102ZM118 20H119V22H118ZM121 20V21H120ZM124 20H127V21H129V20H132V21H130V22H128L129 23V25L128 26H130V27H132V25L133 26H135V27H133V29L134 30H137V32H136V34L134 35L135 36V39H136V37H137V35L139 34V36L137 37V39L135 40L134 38H128V36H126L128 39H133L132 40V42L130 41V42H128L127 40V38L125 37V34L127 33V32H125L126 30H127V22L125 23L124 22ZM145 20H147V21H145ZM7 22V21H9V22H7V24L6 25H4L3 23L4 22ZM11 21V22H10ZM14 21H16V22H14ZM55 21V22H54ZM77 21H78V23H77ZM138 21V22H137ZM140 21V22H139ZM155 21L156 23H155V26H154V23L153 22ZM200 23H199V22ZM219 21V20H218ZM14 22V23H13ZM31 24H30V23ZM35 22V23H34ZM95 22V23H94ZM97 22V23H96ZM105 22V23H104ZM115 22V23H114ZM122 22V23H121ZM132 22V23H131ZM191 22V23H190ZM9 23V24H8ZM13 23V24H12ZM17 23V24H18ZM90 23V24H89ZM104 23V24H103ZM112 23V24H111ZM138 23V24H137ZM17 24H15V25H17ZM34 24V25H33ZM76 24L78 25V26H76ZM83 27H81L80 25ZM87 24V25H86ZM107 24V25H106ZM132 24V25H131ZM140 24H142L141 26H140ZM199 26H198V25ZM7 25H9V28H11V29H9L8 28V26ZM11 25V26H10ZM14 25V26H15ZM95 25V26H94ZM97 25V26H96ZM145 25H147V24H145ZM145 25H143L144 27H145ZM146 26L147 28H148V30H149V26ZM161 25V24H160ZM190 25V26H189ZM193 25V26H192ZM112 26V27H111ZM116 26V27H115ZM142 26V27H143ZM178 26V25H177ZM179 26H178V28H179ZM198 26V27H197ZM240 26L242 27V24L240 23V25H238V27L240 28ZM0 27V28H1ZM4 27H6L5 28V30H4ZM93 27V28H92ZM130 27L128 28V29H130ZM194 27V28H193ZM34 28V29H33ZM79 28V29H78ZM81 28V29H80ZM87 28V29H86ZM106 28V29H105ZM108 28V29H107ZM136 28V29H135ZM159 28V27H158ZM182 28V29H181ZM191 28H193L192 30H191ZM200 28V27H199ZM244 28H246V27H242V29H244ZM89 29V30H88ZM94 29H96L95 31H94ZM115 29V30H114ZM132 29V28H131ZM142 29V28H141ZM196 29V30H195ZM237 29V28H236ZM241 29V30H242ZM25 30V31H26ZM39 30V31H38ZM186 30H187V34L186 33H184V32H186ZM188 30H190V32L192 33V34H190V32L188 31ZM199 30V29H198ZM37 31V32H36ZM53 32V33H51V32ZM83 31V32H82ZM128 31V30H127ZM7 33V34H9V38H10V35L12 34V33ZM36 32V33H35ZM57 32V34H55ZM69 32V33H68ZM74 32V33H73ZM79 33V35H78V33ZM95 32V33H94ZM102 32H104V34L102 33ZM189 32V33H188ZM40 33V34H39ZM49 33H50V35H49ZM59 33L60 34H65L64 36L63 35H61L62 36V38H63V40L65 41V42H67V43H70V44H67L66 46L67 47H65V43L63 42V44H62V38H61V36L59 35ZM82 33V34H81ZM84 33V34H83ZM90 33V34H89ZM102 33V34H101ZM109 33V34H108ZM129 33V32H128ZM193 33H195V34H193ZM33 34V35H32ZM34 34H35V36H34ZM68 34V35H67ZM77 34V35H76ZM81 34V35H80ZM102 36H101V35ZM105 34H106V36H105ZM179 34V35H178ZM186 34V35H185ZM198 34V35H197ZM6 35V34H5ZM13 35V34H12ZM11 35V37L13 38V36ZM56 35H58V37L56 36ZM74 35H76V36H74ZM181 35H184L183 37H181ZM191 35V37L193 36V38H189V36ZM196 35V36H195ZM44 36H45V38H44ZM49 36V37H48ZM55 36L57 37L56 39H55ZM80 38H79V37ZM85 36V37H84ZM108 36V37H107ZM112 36V37H111ZM180 37L179 39H178V37ZM7 37V38H8ZM64 37L66 38V39H64ZM83 37V38H82ZM103 37V38H102ZM115 37V38H114ZM119 39H117V38ZM187 37H188V40L190 41L189 43H190V45H189V43L186 41L185 43H187L186 45H185V43H184V40L185 39H187ZM8 38V39H9ZM59 38H61V39H59ZM69 38V39H68ZM71 38V39H70ZM76 38V39H75ZM82 38V39H81ZM112 38V39H111ZM114 38V39H113ZM125 38V39H124ZM145 38V37H144ZM184 38V39H183ZM11 39V38H10ZM43 39H46V40H43ZM50 39V40H49ZM127 39V40H126ZM192 40V42H191V40ZM58 40H59V42H61V43H58ZM68 40H70V41H68ZM73 40V41H72ZM78 40V41H77ZM79 40H80V42H79ZM83 40V41H82ZM85 40V41H84ZM96 40V41H95ZM107 42H106V41ZM113 40V41H112ZM126 40V41H125ZM143 40V39H142ZM141 40V41H142ZM145 40V39H144ZM183 40V41H182ZM11 41H12V39H11ZM10 41V42H11ZM36 42V43H34V42ZM46 41H48V42H46ZM53 41V42H52ZM55 41H57V43L58 44H62V46H64V48H63V51H62V47H61V51H60V49H58V48H60L59 46H61V45H57V43L55 44ZM77 42L78 44H76V43H72V42ZM89 41H92V42H90V48H89V46L87 47H85V44H86V42H87V44L89 43ZM117 43V47H118V49H119V46L121 47L119 50L116 48L115 50L118 52V51H120L121 50V55L119 54V52L117 53L116 51L114 52V51H112V48H113V50H114V46H112L111 44L113 43V45H115L116 43ZM125 41V42H124ZM136 41V42H137ZM146 41V40H145ZM147 41H148V39H147ZM7 42L9 43V44H11L8 40H7ZM37 42H38V44H37ZM46 42V43H45ZM85 42V44L83 45V43ZM105 42H106V44H105ZM112 42V43H111ZM128 42V43H127ZM143 42V41H142ZM183 42V43H182ZM43 43V44H42ZM79 43H81V45L83 46V47H85V48H83V49H81L80 50V48H82V46L79 44ZM92 43V44H91ZM115 43V44H114ZM125 43H127L128 44V46L125 44ZM132 43V44H133ZM138 42H137V44H139ZM227 43V44H226ZM36 44V46H34ZM73 44H75V46L74 47H72L73 46ZM121 44V45H120ZM182 44H183V48L181 47L182 46ZM226 45V46H222V49L224 48V49H226V50H229L231 47H232V43H228V42H225V43H223V45ZM229 44H231L230 46H229ZM28 45V46H27ZM52 45H54V47L51 46ZM57 45V46H56ZM76 45H77V47H76ZM80 46V48H79V46ZM119 45V46H118ZM173 45V46H172ZM185 45V46H184ZM210 45H211V47L209 46V44L207 45V49H212V48H215L216 47V45H215V41L214 42H212V43H210ZM228 45V46H227ZM25 46H27L29 49H31V48H33V50H32V52L30 53L27 49H25ZM32 46V47H31ZM56 46V47H55ZM126 48H125V47ZM178 46V47H177ZM35 47V48H34ZM45 47H47V48H45ZM58 47V48H57ZM105 47V48H104ZM109 47H111V50L108 48ZM186 48V50H185V48ZM44 48L45 49H47L45 52H44ZM52 48V49H51ZM53 48H55V50L56 49H58V50H56V54L55 55H57V54H59V57H57V59L55 60V55H54V57H53V55H50L51 54V52L52 53H54V49ZM123 48H125V50L123 49ZM177 48V49H176ZM180 48V49H179ZM190 50V52H187V50L188 49ZM228 48V49H227ZM65 49V50H64ZM89 49V50H88ZM183 49V50H182ZM25 50H27L28 51V53H26L27 51H25ZM49 50H50V54H49ZM109 52H108V51ZM188 50V51H189ZM23 51H25V54L26 55H24V54H22L23 53ZM106 51H107V53H106ZM110 51H112V53L114 54H118V56H120V57H118L117 55L114 57V56H112L111 57V55H113L112 53H111V55L109 56L111 59H105V57L107 58L108 57V53H110ZM123 51V52H122ZM192 51V52H191ZM224 51V50H223ZM22 52V53H21ZM41 52H43L44 53V57H46L44 60H43V58H41L42 57V55L40 54ZM60 52H62V53H60ZM158 52H157V54H156V58L158 59V57H157V55H158ZM161 52V53H160ZM185 52V53H184ZM42 53V54H43ZM49 54L50 56H51V60L49 59L50 58V56H46V54ZM144 53V52H143ZM164 53H166V54H164ZM169 53V54H168ZM175 53H176V55H175ZM182 53V54H181ZM184 53V54H183ZM192 53V54H191ZM195 53H197V54H195ZM18 54H20V55H18ZM40 54V55H39ZM100 54V53H99ZM107 56H106V55ZM141 54H142V52L139 54L140 55V57L139 58H141ZM147 54V55H146ZM145 54V56L146 57H148V55H149V53H146ZM179 54V55H178ZM200 54H202V53H200ZM206 54H207V56H206ZM24 55V56H23ZM87 55V56H86ZM104 55V56H103ZM128 55V56H127ZM143 55V54H142ZM153 55V54H152ZM152 55H150L146 60H145V56L143 55L142 56V58L141 59H138L139 61H137L136 62V64L138 63L139 64V67H140V62L142 61L143 62V67L145 68L146 66L147 67H150V66H148L146 63L147 62H145V65H144V61H150V60H152L153 58L152 57H155V56H152ZM178 55V56H177ZM205 55V56H204ZM17 56H18V58H17ZM58 56V55H57ZM195 56V57H194ZM201 58H200V57ZM108 57V58H109ZM116 57H118L117 59L118 60H120L119 61V63H120V65H122L121 63V61H123V65H122V68L121 67H119V65H117V64H119L118 63V60L116 59L115 60V58ZM144 57V58H143ZM174 57H176V59H174ZM182 57V58H181ZM87 58V59H86ZM88 58H90L91 59V62H90V60H88ZM98 58H100V60H101V58H102V62H100V60L98 59ZM152 58V59H151ZM156 58H154V61L152 62L151 61V63L152 64H154L155 63V61L157 60ZM159 58H161V57H159ZM177 58H178V60H177ZM179 58L181 59V60H179ZM41 59H42V61H41ZM50 60L48 63L46 62V60ZM84 59V60H83ZM85 59H86V61H85ZM97 59H98V62H100L101 64H96L97 63ZM105 59V60H104ZM125 59V60H126ZM188 59V60H187ZM196 59H197V61H196ZM206 59V60H205ZM19 60V59H18ZM47 60V61H48ZM53 60H54V62H53ZM58 60V61H57ZM85 62H83V61ZM111 62H110V61ZM141 60V61H140ZM168 60L170 61V62H168ZM203 60H205V61H208V63L206 64L205 63V61H203ZM55 61H56V63H55ZM88 61V62H87ZM92 61L94 62V64L92 63ZM95 61H96V63H95ZM107 61L109 62V64L107 63ZM175 61V63H173ZM178 61V62H177ZM179 61H181L180 62V64H179ZM50 62H53V63H50ZM115 62V63H114ZM141 62V63H142ZM187 62V63H186ZM202 62V63H201ZM46 63H47V65H46ZM55 63V64H54ZM83 63H84V65L85 64H87L86 65V67L85 66H83ZM88 63H92L91 65L90 64H88ZM149 63V62H148ZM150 63V64H151ZM168 63H171V64H168ZM178 63V64H177ZM49 64V65H48ZM96 64V65H95ZM114 64H116L117 65V67L118 68H120V69H118L117 67H116V65H114ZM125 64V65H124ZM138 64L136 65V68H137V66H138ZM172 64H174V65H176L177 67H175L174 65H172ZM89 65V69L87 68V66ZM97 66V65H99V68H98V66H97V68L96 67H93V68H96L97 69V71H96V69H92V66ZM113 65H114V68H113ZM165 65H169L168 67L167 66H165ZM195 65V66H194ZM205 65H206V68H205ZM53 66V67H54ZM123 66H124V68H123ZM141 66H142V64H141ZM163 66V65H162ZM171 66V67H170ZM179 66V67H178ZM184 66V67H183ZM199 68H198V67ZM201 66H203L204 67V69H202V68H200ZM43 67V68H44ZM48 67V68H49ZM90 67H91V69L92 70H90ZM138 67V68H139ZM152 67V66H151ZM181 67H183V68H181ZM193 67V68H192ZM42 68V67H41ZM40 68V70H44L43 68L41 69ZM48 68H46V69H48ZM137 68V69H138ZM144 68H139L140 70L141 69H144ZM168 68V69H167ZM171 68V70H169ZM197 70H196V69ZM45 69V70H46ZM123 69H124V71H123ZM177 69V70H176ZM39 70V71H40ZM50 70V69H49ZM120 70V71H119ZM155 70H156V73H155V75H156V77L158 76V77H160L162 80H159V79H156V78H153V80H152V78H150L151 76L150 75H152L151 73H154L155 72ZM165 70V71H164ZM168 70V71H167ZM174 71V73H173V71ZM200 70L201 71H203V72H201V73H199L200 72ZM113 71V72H112ZM170 71V73L168 74V72ZM171 71H172V73H171ZM178 71V72H177ZM197 71V72H196ZM87 72H89V74H87ZM123 72V73H122ZM165 72H167L166 74H165ZM191 72V73H190ZM206 72V73H205ZM94 73V74H95ZM115 73H116V75H115ZM121 73V74H120ZM136 73L138 74V75H136ZM149 73H150V75H149ZM182 73V74H181ZM203 73V74H202ZM209 73V74H208ZM85 74H86V76H85ZM118 74V75H117ZM173 74V76H175V77H173V76H171ZM202 74V75H201ZM142 75H144V77H147V79L145 80V78L143 79L142 77ZM155 75L153 74L152 75V77H155ZM160 75H162V77L160 76ZM177 75V76H176ZM181 75V76H180ZM204 75V76H203ZM138 76V77H137ZM169 76V77H168ZM195 76H198L199 77V79H197L198 77H196V78H194ZM200 76H202V77H204L203 78V82L202 83H205V84H203L205 87H203V85L201 84V86H200V80H201V78H200ZM207 76V77H206ZM86 77V78H85ZM142 78V80H143V82H140V81H142L141 79L139 80V78ZM157 77V78H158ZM178 78V79H177ZM180 78H181V80H180ZM187 78V79H186ZM207 78V79H206ZM16 79H18V78H16ZM16 79H14V81H16ZM172 79V81H173V79H174V83H175V85H176V81H177V84H179V82H180V85L179 86H181V87H179V86H175V85H173L174 83L173 82H171L170 80ZM177 79V80H176ZM183 79V80H182ZM84 80H86V81H84ZM131 80V81H130ZM152 80V81H151ZM161 82V81H165V83H164V81L162 82V84L159 82V81ZM176 80V81H175ZM199 80V82H198V84H196L197 83V81ZM83 81H84V83H83ZM88 81V82H87ZM137 81L139 82V83H137ZM187 81V82H186ZM202 81V80H201ZM85 82H87V83H85ZM182 82H183V84H185V85H183L182 84ZM185 82V83H184ZM17 83V82H16ZM15 83V84H16ZM91 83V84H90ZM90 83H89V85H92V82L90 81ZM173 83V84H172ZM133 84V85H134ZM151 84V83H150ZM150 84H149V86H150ZM194 84H196V87H194L195 85ZM17 85V84H16ZM88 84H87V86H86V89L84 88V86L82 87V89H83V91L85 90H89V89H91L92 90V86L90 87ZM130 86V83H126V86ZM132 85V86H133ZM162 85V86H161ZM174 87H173V86ZM194 85V86H193ZM199 85V86H198ZM89 86V88H87ZM117 86V85H116ZM155 86V87H154ZM173 88H172V87ZM114 87V86H113ZM186 88L188 91H186L184 88ZM200 87V88H199ZM203 87V88H202ZM100 88H103V87H100ZM99 88V89H100ZM117 87H115V89H116ZM128 88V87H127ZM173 90H172V89ZM179 88H181V89H179ZM197 88V89H196ZM93 89H95V88H93ZM96 89H98V87L96 88ZM95 89V90H96ZM98 89V90H99ZM119 89V88H118ZM148 89H149V91H148ZM158 89V90H159ZM178 89H179V91H178ZM194 89H196L197 91L198 90H200V91H198V93H197V91L196 90H194ZM91 90H89V91H91ZM95 90H94V92H95ZM104 89H101V91H103ZM112 90H114L113 88H112ZM129 90H130V87H129ZM154 91L155 92V94H154V96L153 97H148V96H151V94L152 93H154V92H151V91ZM159 90V93L161 92ZM172 90V91H171ZM185 91V95H184V91ZM204 90V91H205ZM100 90L99 91H97L96 90V95L97 94H100V93H102ZM203 91V92H204ZM88 92V91H87ZM100 92V93H99ZM147 92H149L148 94H146ZM181 93L182 95L181 96H178V93ZM198 94H196V93ZM169 93V94H170ZM180 93H179V95H180ZM176 94H177V100H174L175 99V97L174 96H176ZM191 94V95H190ZM196 95V99H193L192 100V98L194 97L195 98V95ZM159 95V94H158ZM161 95V94H160ZM184 95V96H183ZM193 95V96H192ZM199 95H200V97H199ZM254 96H253V98H256L257 97V95H255V94H253ZM130 96V97H129ZM183 96V97H182ZM256 96V97H255ZM130 98V99H127V98ZM199 97V98H198ZM147 98H149V99H147ZM187 100H186V99ZM87 99H89L88 97L85 99L86 101V104L88 105V107H87V109H85L84 110V112H82L83 110H81V111H79V112H81L80 114H78V113H73L74 114V116L75 117H72L71 119H73V121L75 122L78 118H79V115H82V117L85 115V116H87L86 115V113H89V112H91L92 111V106L91 105H93V104H95V102L92 104L91 103V101L92 100H90L89 99V101H90V103H89V101L87 102ZM107 99L108 98H105V99H102L101 100V102H99V103H101V106L100 105H98V102H97V107H100V109H102V107H104V105H105V107L107 106V103H109L110 101L112 102V98H109L108 99V101H107ZM135 100V104L133 103L132 104V102L133 101H131V100ZM143 99L144 100H148V101H143ZM171 99H173V100H171ZM199 99V100H198ZM257 99V98H256ZM106 101V102H103L104 103V105L102 104V101ZM117 100V98L114 100L113 99V102H112V104L115 102ZM142 100V101H141ZM150 100V101H149ZM154 103H153V102ZM175 101V102H174ZM110 102V103H111ZM117 102V101H116ZM115 102V103H116ZM151 104V105H143V104ZM174 102V103H173ZM190 102H195V104H193L192 105V103H190ZM110 103L108 104L109 106H110ZM126 103H129V104H126ZM141 103H143L142 105H143V107H142V105H141ZM140 107V108H143V109H140L137 105ZM174 104V105H173ZM103 105V106H102ZM182 105H183V107H182ZM94 106V108H95V105H93ZM136 106H137V108H136ZM148 106H153L152 108H148ZM181 106V107H180ZM194 106V107H193ZM196 106V107H195ZM89 107H90V109H89ZM130 107V108H129ZM131 107H134V108H131ZM191 109H190V108ZM93 108V109H94ZM107 108V107H106ZM145 108H148V109H145ZM174 108V107H173ZM178 108V109H179ZM186 108V109H185ZM88 109H89V111H88ZM99 109V108H98ZM99 109V110H100ZM104 109V108H103ZM132 109H134V111H133V113H132ZM138 110V111H137ZM144 110V111H143ZM87 111V112H86ZM135 112H138V113H135ZM175 112V113H174ZM177 112H178V114L180 115H178L177 114ZM192 112V113H191ZM194 112V113H193ZM84 115H83V114ZM131 113V114H130ZM72 114V115H73ZM77 116H76V115ZM133 114V115H132ZM144 116H143V115ZM175 114V115H174ZM189 114V115H188ZM126 115H128L127 117H126ZM131 115V116H130ZM151 115V116H150ZM154 115V114H153ZM139 116H141V118H139ZM150 116V117H149ZM127 118V120H126V118ZM130 117V118H129ZM145 118V120H146V118H147V122L146 121H143L144 119L143 118ZM154 117V116H153ZM188 117H190V118H188ZM75 118V119H74ZM129 118V119H128ZM133 118H132V123H133ZM176 118V117H175ZM174 118V119H175ZM80 119H82L81 117L78 119V120H80ZM180 119V120H179ZM188 119H190V120H188ZM152 120H154V118H152ZM188 120V121H187ZM241 120V119H240ZM128 121V122H127ZM141 121V122H140ZM143 121V122H142ZM183 121H186V122H184L185 124H183ZM190 121V122H189ZM111 122H112V120H111ZM146 122V123H145ZM240 121H238L237 122V126H236V129H235V131L237 130V128H239L236 132H237V134H236V132H235V135H234V138L232 139L233 141L235 140V138H236V141L235 142H233L234 143V147H236L237 149H239V152L240 153H242V156H241V154L239 153H236L235 155L236 156H234L232 153L230 154L229 153V155H230V157L229 156H227L228 155V152L227 151H225V150H223V152H222V155L225 157H227V158H225V163H227V160H229V162L231 161L232 163H233V161H234V164H232L231 162H230V164H232V166L234 165V170L236 169L237 170V168L239 169V164H240V159L241 158H243V154H244V151H245V141H244V139H245V135L244 134H246V130H244V128L242 129V127L244 126V121L243 120H241V122H243L242 124H241V126H240V123H239ZM126 123H125V129L127 130V129H129V132H126V134L128 133L129 134V136H131V135H133V136H135V134H137V135H141V133L143 134V132L141 131V133L138 131V133H135L134 132V130L132 131V129H133V127H131L132 129L130 130V127L129 126H127L126 125ZM145 123V124H144ZM189 123L190 124H192V127H190L189 126ZM76 124H78V122L76 121L75 122V124L73 123V126L74 125H76ZM140 124V125H141ZM195 124V125H194ZM239 124V125H238ZM129 127V128H127V127ZM130 126H132L131 124H130ZM145 126V127H144ZM175 126V127H174ZM35 127V126H34ZM179 127L181 128V129H179ZM182 127L184 128V129H182ZM241 127V128H240ZM192 128V130H191V132L190 133H192V131L193 130H195V128L193 129ZM172 130V131H173ZM184 132L183 134H182V131ZM186 130V131H185ZM128 131V130H127ZM240 131V132H239ZM133 132V133H132ZM238 132H239V138H237L238 136ZM132 133V134H131ZM173 132H170V134H172ZM174 134L175 133H173L171 136H172V138H170V139H175L176 140V138L175 137H173L174 136ZM180 134H182V135H180ZM186 134V135H185ZM176 135V134H175ZM127 137V135H126V137L128 138V140H129V142H131L132 140H134V138H136V136L134 137V138H132V137ZM170 136V135H169ZM186 138H185V137ZM242 136V137H241ZM244 136V137H243ZM183 137V138H182ZM177 138V139H178ZM181 138V139H180ZM69 139V140H68ZM68 139H65V141L66 140H68V141H66V144H63V145H61L62 146V148H63V146H64V148H63V150H65V154H64V151H63V154L65 155H63L62 154V148H60L61 146L60 145H58L59 143H57V142H59V140H56V142H51L50 141V143H51V148H46V150H48L47 151V153H48V155H49V152L51 153L52 151H53V153H51V158H50V156H48L47 154H46V151H45V156H43L44 158H45V160H46V155L48 156L47 157V161H49V163L47 162H44L45 164V166L46 167H44V165H43V169H41V170H43L45 173H46V170H47V172H49V170L48 169H50L51 171L49 172V173H47V174H43V171H42V173H40L39 172V174H43V175H35V174H31V176L29 177L28 175H26V177L24 178V181L22 182V184L20 185L19 184V179L17 178V180L15 181L16 183H14V185L9 189V192H8V199H10L11 197H14L13 198V200H10L11 201V203H10V208H9V210L11 209V210H14V211H19V210H25V209H27V210H35V208H36V210L37 211H42L43 213H46L47 215H50V216H52L51 218H58V219H61L63 222H64V224H66L67 223V225H91V226H96V227H99V228H106L107 226H111V227H115L116 226V224L118 223V220L120 219V217H115V220H113L112 219V221H114V222H112V221H110V219L112 218V216L110 215H105V218H108L109 217V219H105L103 216H104V213L106 212L107 214H108V210H109V208H110V206L108 205L109 203V201H110V197H107V195L109 196V194H107V190L108 191H110L109 189H107V188H105L106 186H107V184H108V180H106V178L104 177L105 175H108V174H106L105 173V175H104V172H101V171H104V169H105V171L108 173V171L107 170H109L110 168H109V166L108 167H105V165L106 164H108L109 163V161H108V163L106 162V164L105 165H102L103 163H104V161H103V163H101V159L103 158H99V157H101L100 155L101 154H103V151L101 150V149H98V150H90V151H88L87 152V149H85L84 150V148L83 149H81L83 146V144L86 142L85 140H79V139H74L73 137H69L68 136ZM76 141V142H74V140ZM184 139V140H183ZM190 139V140H189ZM239 139V140H238ZM42 140V139H41ZM188 140H189V145H188ZM192 140V141H191ZM53 141V140H52ZM79 141V142H78ZM238 141H239V143H238ZM243 141V142H242ZM62 142V141H61ZM61 142H60V144H61ZM64 142V141H63ZM81 142H83V144L81 143ZM50 143L48 142L47 144H49L50 145ZM55 143H57V144H55ZM70 143V144H69ZM77 143H81V144H77ZM186 144V145H183V144ZM241 143H243V144H241ZM53 144H55V145H58V147H56V149L55 150H53L52 148L55 146V145H53ZM77 144V145H76ZM179 146H178V145ZM181 144V145H180ZM192 144V145H191ZM240 144V145H239ZM67 145V146H66ZM68 145H69V148H68ZM85 145V144H84ZM190 145L192 146V147H190ZM239 145V146H238ZM60 146V147H59ZM66 146V147H65ZM183 146H185V148L183 147ZM241 146V147H240ZM243 146V147H242ZM71 147H73V148H71ZM190 147V148H189ZM55 148V147H54ZM57 148H60V149H57ZM71 148V149H70ZM75 148H77V149H75ZM173 148L175 149V150H177V151H173ZM242 148H244V149H242ZM50 149H52L51 151H50ZM81 149V150H80ZM151 149V148H150ZM60 152H59V151ZM75 150H77V151H79V152H77V151H75ZM83 150H84V152H83ZM101 150V151H100ZM243 150V151H242ZM91 151H92V153L93 154H91ZM194 151V150H193ZM54 152H56V155L54 154ZM59 152V153H58ZM101 152V153H100ZM151 152V153H150ZM29 151H28V149H24V154H25V156L27 155V157L29 156ZM58 153V154H57ZM66 153H67V155H66ZM80 153V154H79ZM85 154L86 155V157H84L85 155H83V154ZM96 155H95V154ZM145 153V154H144ZM155 150H154V152L152 151V149L151 150H149V149H147V153H146V150H144V152H143V157H141V160H140V168H144L145 169V172H144V169H143V172L141 171V169L139 170V171H137L138 173H135V174H137V177L135 176V175H133V181L132 182H140V185L141 184H143L142 183V181H146V180H144L145 178H147V177H145L146 175L148 176L149 174L151 175L152 174V172H154V171H156V169H158V171H159V167H158V164H160L159 166L161 167V163H162V161L161 160H158L159 159V157L157 158V156L155 155ZM191 149H190V155L189 156H192V155H194L195 156V153H193L192 155H191ZM227 155H226V154ZM54 154V155H53ZM68 154H70V155H68ZM74 156H73V155ZM79 154V155H78ZM93 156V157H91V156ZM98 155H99V157H98ZM129 155H130V153H129ZM128 154H124L123 155V164H130V162H131V160L133 159L132 157L134 156V154L133 153H131V156L132 157H130ZM152 155V156H151ZM176 155V156H175ZM197 155V154H196ZM76 156H77V158H76ZM78 156H79V158H78ZM103 156V155H102ZM127 156V157H126ZM129 156V157H128ZM193 156V157H194ZM223 156H222V158H221V162H219L218 163V168L216 167L215 169H218V171H219V173L218 172H215V170H213L212 172L214 173H211L209 176H211V177H208V184H210V185H208L207 184V189H205L204 190V188H202V190L200 189V192L198 191V192H194V191H192L191 193L192 194H190V196H189V194L187 195V196H189V197H184L183 198V200L181 199V201H183V202H185V203H189L188 205H186L184 208H179V211H177L178 212V214L176 215L175 213L174 214H172L170 217H175V218H180V222H177L176 224H174V226H171V225H169L168 224V222L167 221H163L160 225V227L158 228V229H166L168 232L170 231V232H172V231H178V229L180 228V227H182V226H185L181 221H187V220H189L190 222L192 221H194V219L195 218H197V216H201V218H203L204 220L203 221H205V222H207L208 220L207 219H209V220H212V221H209L207 224H209V225H212V224H214L213 226H211L209 229H214V234H213V232H211V234H207V235H215L216 233H218L219 231H221L220 233H219V236L221 237L222 235H221V233L223 234V236H224V238H230L231 240L233 239V238H235V236L229 231L230 230V228L232 229V228H235L236 230H238V224H242V222L243 221H245V220H249L250 219V217L253 215L254 216V218L255 219H257V221L260 223L259 224V226H256V229H253V231H249L248 229H246V228H242V229H240V231H242V232H249L248 234H252V236H250V237H244L243 236V238L242 237H240L238 240L236 239V241L234 240L232 243H230L231 242V240H230V242L228 243V241H226V242H222V241H225V239L224 240H222V241H220V242H217L216 243V241L214 242H212V239H210L206 234H205V232L203 233H201V232H199L198 234L197 233H195V234H190V239L193 241V242H191L189 245H180V247H181V250H179V251H184V252H186V253H192L193 255H195L196 257H199V255H198V253H199V251H201V250H205V251H207V252H211V253H214V252H219L220 250H223V249H226V248H235V249H237V250H240L241 249V246L242 245H248V246H251V247H254V246H256V245H259V244H262V243H264L263 241H264V208H261L260 210H257V211H254L253 212V214L252 215H245V212H242V211H239V212H237V213H234V215L232 214L233 213V208L232 207H228V208H224V207H220V208H218L219 210L217 211V212H215V210H216V208L214 207V205H213V203L211 202V201H209L210 203H208L207 201H204V203H201L202 202V198H205L206 197V199L208 198L209 199V197L211 198V197H213V196H216L217 195V193H219V191H217V189L215 188L216 187V185L218 186V184L217 183H219L220 184V181H219V179H221L222 178V176H223V168L222 167H225V166H223V164H224V161H223ZM236 157V159L234 158V157ZM239 156L241 157V158H239ZM27 157H25L26 159H27ZM42 157V158H43ZM75 157V158H74ZM145 157V158H144ZM187 157H188V155H187ZM43 158V159H44ZM81 158V159H80ZM86 159V161H88L89 159V162H86L85 161V159ZM89 158V159H88ZM92 158H94V160H92ZM143 158V159H142ZM147 158V159H146ZM186 158V157H185ZM184 157H183V159H185ZM230 158V159H229ZM232 158V159H231ZM13 160L12 161H14L15 159H18L17 157L14 159V157L12 158ZM29 159V158H28ZM28 159L25 161V166H26V162H28ZM50 159V160H49ZM79 159V160H78ZM88 159V160H87ZM100 159V160H99ZM129 159V160H128ZM150 161H149V160ZM155 159V160H154ZM179 159V160H178ZM182 159V160H183ZM98 160V161H97ZM103 160V159H102ZM144 160V161H143ZM159 161L158 162V164H156L157 163V161ZM10 162H12L11 161V159L9 160ZM83 161V162H82ZM84 161H85V163H84ZM99 161H100V163H99ZM129 161V162H128ZM143 163H142V162ZM149 161V162H148ZM154 161V162H153ZM175 161V163H173L174 165L175 164H177L178 162H176ZM196 161V160H195ZM195 161L193 162V166H195V165H197V163L198 164H200L198 161H196V163H195ZM9 162V163H10ZM16 164H18V160L17 161H14ZM13 162V164H11L10 163V165H9V167L11 166H13L15 163ZM97 162H98V164H99V166H100V164H101V166H102V170L99 168V166H98V164H97ZM146 162V163H145ZM161 162V163H160ZM88 163H91V164H89L88 165ZM146 165H145V164ZM150 163V164H149ZM154 163V164H153ZM239 163V164H238ZM15 164V165H16ZM84 164V165H83ZM126 164V165H127ZM144 164V165H143ZM156 164V165H155ZM221 164V165H220ZM237 164V165H236ZM14 165V166H15ZM86 165H88V166H86ZM91 165V166H90ZM96 165H97V167H96ZM109 165V164H108ZM152 165V166H151ZM155 165V166H154ZM225 165V164H224ZM95 166V167H94ZM107 166V165H106ZM143 166V167H142ZM147 166H149V167H147ZM150 166H151V169H150ZM155 167V169H154V167ZM8 169H9V167L8 166H6ZM93 167V168H92ZM104 167V168H103ZM237 167V168H236ZM94 168H97V170H93ZM101 170L100 172H98L99 171V169ZM233 168V167H232ZM25 169V167L23 168V171L24 172H26V170H24ZM46 169V170H45ZM107 169V170H106ZM222 171H221V170ZM195 170H197V168H195L194 169V171H193V176L194 177H196L197 176V174H198V172L197 171H195ZM141 171V172H140ZM148 173H147V172ZM149 172H151V173H149ZM194 172L196 173L197 172V174H194ZM27 174H30L29 172H26ZM99 173H101V174H99ZM143 173V174H142ZM156 173L158 174V172L156 171ZM155 172L153 173L154 175L153 176H155V174H156ZM218 173V175H216ZM37 174V173H36ZM103 174V175H102ZM156 174V175H157ZM213 174V175H212ZM220 174H222V175H220ZM47 175H48V177H47ZM53 175V176H52ZM149 175V176H150ZM200 175V174H199ZM198 175V176H199ZM217 177H216V176ZM45 176V177H44ZM152 176V175H151ZM148 177L149 178V180H151V181H149V180H147V181H149L147 184H146V182H145V184H143V185H141L140 186V188L141 189H138L139 190V192L138 191H136L137 190V188L139 187L138 186V183L136 182V183H134L133 185L134 186H136L137 188H135L134 187V190L133 191H135V193H137L138 192V195H143V196H145V193H147V191H148V189H150V187H151V182L152 181H154L153 179H155L154 177ZM27 177H29V178H27ZM44 177V178H43ZM53 177V178H52ZM108 177V176H107ZM135 177V178H134ZM144 177V178H143ZM138 178H140V179H138ZM143 178V179H142ZM212 178H215L214 180L212 179ZM217 178H219V179H217ZM56 179V180H55ZM104 179H105V181H104ZM134 179H135V181H134ZM137 179V180H136ZM217 179V180H216ZM49 180V181H48ZM53 180V181H52ZM138 180H140V181H138ZM216 180V181H215ZM5 181V179H4V172H3V175L0 177V183L2 184L3 182ZM106 181H108V182H106ZM216 183H215V182ZM218 181V182H217ZM76 182V183H75ZM79 182V183H78ZM81 182V183H80ZM212 182H213V184L215 183V187H213V184H212ZM78 183V184H77ZM106 183V184H105ZM153 183V182H152ZM17 184H19V186L17 185ZM74 184V188L76 189L75 191H72V189H73V187L71 186V185H73ZM75 184H77V185H75ZM90 184V188L88 187V185ZM97 184H99V185H97ZM149 184V185H148ZM84 185H87L86 187L84 186ZM109 185H110V183H109ZM144 185H145V187H144ZM212 185V186H211ZM77 186H78V188H77ZM79 186L80 187H82L81 189H79ZM86 188V190H85V192L87 191V192H89V193H85L84 192V187ZM208 186H210L212 189H209L210 187H208ZM17 187H18V189H17ZM107 187H110V186H107ZM146 188L145 190H144V188ZM152 187H154L153 185H152ZM151 187V188H152ZM15 188H16V190H17V192H15ZM103 188H104V190H103ZM214 188V189H213ZM89 189V190H88ZM153 189V188H152ZM209 190H211V191H209ZM212 190L214 191L215 190V193H216V191H217V193L216 194H214V192H212ZM19 191V192H18ZM102 191V192H101ZM204 191H206V192H204ZM141 192V193H140ZM143 192H144V194H143ZM87 195L86 197H87V199H89V201L91 200V201H93L94 202V197L98 194V197L99 198H101L100 199V202H102V203H104L103 205H105V208H107L106 207V204H107V206H109V208H107L106 210L105 209H103L104 208V206L102 205V207H101V204H100V206H99V204H97L98 205V207H99V210H95V209H98V208H96V203L94 202H87L86 203V201H85V194ZM140 193V194H139ZM203 193V194H202ZM205 193V194H204ZM207 193H208V196H207ZM211 193H213V195L211 194ZM195 194V195H194ZM197 194V195H196ZM201 194H202V196H201ZM224 194V195H223ZM223 194H221V196L219 197V198H221V199H223V198H225L226 196V194H227V192L226 193H223ZM230 193H228L227 195H229ZM13 195V196H12ZM205 195V196H204ZM101 196V197H100ZM199 198H198V197ZM97 197V196H96ZM201 197V198H200ZM218 197V196H217ZM91 198V199H90ZM98 198H96V200H97ZM103 199V200H102ZM109 199V200H108ZM187 199H188V201H187ZM201 199V200H200ZM205 199V200H206ZM196 200V201H195ZM200 200V201H199ZM204 200V199H203ZM196 202H198V203H196ZM207 202V203H206ZM21 203V204H20ZM91 203L95 206V209H94V207H92L91 206ZM206 203V204H205ZM212 204V205H211ZM14 205H15V207H18V209L19 210H16V208L14 207ZM17 205V206H16ZM42 205V206H41ZM13 206V207H12ZM60 206V207H59ZM12 207V208H11ZM92 207V208H91ZM14 208V209H13ZM101 208L105 211V212H102L103 210H101ZM199 209L198 210V213L197 212H194L193 210H197V209ZM201 208V209H200ZM232 208V209H231ZM204 211H203V210ZM91 210V211H90ZM205 210H206V213H203V212H205ZM225 210V211H224ZM99 211H101V212H99ZM199 211H201L203 214H201ZM200 214V215H199ZM205 214V215H204ZM209 214H211V215H209ZM208 215V216H207ZM233 215V216H232ZM108 216V217H107ZM210 216L211 217H214V219H210ZM252 216V217H253ZM164 217H168V216H164ZM209 217V218H208ZM138 218V217H137ZM137 218H135V219H137ZM182 219V220H181ZM125 222H129L130 223V225H131V227L132 228H136L138 225H140L141 223H146V222H151L150 220H149V217H142V219L140 218L138 221L136 220H132L131 218H128L127 220H124ZM212 222V223H211ZM249 223H250V220L248 221ZM233 224H237V225H233ZM149 225H151V224H149ZM219 227H217V226ZM248 225H250V224H248ZM214 226H216V227H214ZM261 227V228H260ZM219 230V229H221V230H219V231H216V230ZM225 229V230H224ZM254 230L255 231H257V232H254ZM251 232V233H250ZM254 232V233H253ZM199 234H201V236L199 235ZM204 234H205V237H206V239H205V237H202V235L204 236ZM222 236V237H223ZM254 236V237H253ZM201 237V238H200ZM209 238V239H208ZM215 243V244H214ZM221 248V249H220ZM171 253H173V252H177V251H170ZM194 252V253H193ZM196 252H198V253H196Z\"/></svg>",
	"mask_w": 264,
	"mask_h": 264
}]
</instances>
